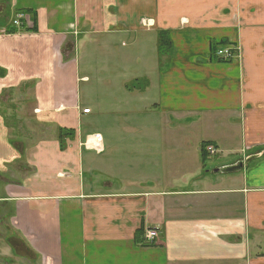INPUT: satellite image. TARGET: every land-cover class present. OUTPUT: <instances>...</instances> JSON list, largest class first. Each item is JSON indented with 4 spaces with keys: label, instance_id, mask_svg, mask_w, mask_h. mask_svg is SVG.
Masks as SVG:
<instances>
[{
    "label": "crops",
    "instance_id": "1",
    "mask_svg": "<svg viewBox=\"0 0 264 264\" xmlns=\"http://www.w3.org/2000/svg\"><path fill=\"white\" fill-rule=\"evenodd\" d=\"M115 32L133 35L144 62L156 61L142 65L149 77L142 67L122 73L132 77L123 85L138 84L119 116L166 117L169 145L187 131L197 161H173L190 164L179 176L107 171L119 143L97 128L101 103L83 98L77 77L80 48ZM160 32L170 41L165 53ZM223 42L239 46L232 61L212 51ZM70 47L75 56L63 58ZM112 48L108 40L102 49ZM118 59L125 69L126 54ZM0 74V103L4 85L21 94L33 83L31 117L54 134L12 141L0 109V264H264V0H0ZM59 129L73 132L63 148ZM237 139L246 151L232 164L243 162L239 173L199 175L202 143L227 149ZM146 228L158 237L143 246Z\"/></svg>",
    "mask_w": 264,
    "mask_h": 264
},
{
    "label": "rangeland",
    "instance_id": "2",
    "mask_svg": "<svg viewBox=\"0 0 264 264\" xmlns=\"http://www.w3.org/2000/svg\"><path fill=\"white\" fill-rule=\"evenodd\" d=\"M144 26L145 29L151 28V23ZM141 35L142 34H139V36L136 37L140 38L142 37ZM153 39L154 37H152L150 41L152 45ZM108 40H110L113 47L111 53L110 51L107 52L102 49L105 42ZM133 40V35L124 36L115 32L113 37L99 38V44L96 47L94 46L95 48L93 50L87 51L89 47L88 44L87 46L80 48V73L77 77V86L85 100H90L91 102H93L92 100H95L101 103V116L95 118L98 121L97 128L106 132L107 136L113 138L116 143H119L118 148L116 147L115 150L116 153H114L113 156L110 155V159L116 161V163H110V165L106 167L111 175L116 176L122 174L121 176L127 175L133 176L134 178L145 175L151 177V173L153 175L157 174L158 178L179 176L184 170H187L190 167V164L175 166L172 165L173 161H176L177 159H181L182 161H192L194 158H196L197 161V157L194 156L196 150L193 149L192 145L190 147L188 146L192 141L185 140L184 142L182 140L183 133H185L187 138H190L188 132L185 130L184 132L176 131L175 136L179 137V140L172 141L170 143L171 146L165 141L166 138H168L169 141L172 135L169 128H165L166 117L163 123H159L158 119L153 115L123 117L119 116L122 113L117 111L118 105L128 99L129 91H135L133 90L134 84H138V82L135 83L137 79H134L131 83L123 85L124 79H131L132 77L121 79L122 73L128 74L129 72H132L138 74V70L142 67L143 73L147 74L149 77V70L144 71V66H142L147 62H144L145 50L140 45L135 46ZM224 46L239 47L237 44L223 42L220 47ZM124 54H126L125 63L127 66L124 69L121 63L122 68H118V55L122 57ZM62 56L63 58H66V56L71 58L72 56H75V53H73V50L70 47L69 51L63 50ZM160 57L161 56L157 55L158 62ZM158 62L156 65L159 64ZM155 63L156 61L151 59L147 62V65L150 66ZM109 64L110 68H107V65ZM103 66L105 69H103ZM129 67L134 68V70L130 71ZM1 76L2 74H0V77ZM32 84L33 83L29 84L25 88L22 86L21 92L19 91L21 94L12 91V88L5 89L4 85V88L2 89V94L4 96H2L3 100L0 103V105H2L0 106V109L5 111L1 113L3 118L2 124L9 132L11 140L14 141V139L19 137H25V139H27V145H33L39 140L54 135L53 133H50L51 129L46 128L45 126L43 127V125L33 118L34 116L31 117L32 112L37 109L36 102L34 98H32L34 97L33 93L35 88ZM29 92H32V94ZM26 99L33 100L27 101ZM108 114H112V116H108ZM205 120L206 118L203 122L206 123ZM223 129H227V127H223L222 125L220 129L215 131V135H218ZM232 132L233 134L236 133L235 129H233ZM94 135L95 134H93V136ZM77 137L79 138V136ZM80 138L85 140L86 135L82 134L80 135ZM237 142L238 139L235 144L221 145V147H226L227 149L218 148L215 154L211 156L207 155L206 151H203V154H205V156H203L205 158V163H201L202 170L199 175H203L205 169H209L208 173H211L217 166L232 165L236 161L244 160L246 153L245 148L240 147V144H237ZM97 149L99 150V147H96V150ZM200 153L202 155V151H200ZM106 154L102 155V158H104ZM171 165L173 167H171ZM229 177L230 175H211L212 179L218 180H225ZM135 184L141 185L143 183L137 181ZM3 240L10 248L14 245V241L9 237H3ZM144 244L146 243L144 242ZM18 253H21V251L18 250Z\"/></svg>",
    "mask_w": 264,
    "mask_h": 264
},
{
    "label": "built area",
    "instance_id": "3",
    "mask_svg": "<svg viewBox=\"0 0 264 264\" xmlns=\"http://www.w3.org/2000/svg\"><path fill=\"white\" fill-rule=\"evenodd\" d=\"M21 16V15H20ZM21 22V18L19 17L18 20L13 22V25L15 27H18ZM147 23H145L146 25ZM239 55V48L237 47H232V46H224V47H219L215 50V56L217 59L221 61H232L235 57ZM90 110L89 109H84L82 110V114H89ZM94 140V144H98L101 142V136L99 134H95L92 138ZM216 152V149L212 146H209L206 148V153L207 155L211 156L214 155ZM158 237L157 230L153 228H146L143 230V239L144 242L146 243H151L155 241Z\"/></svg>",
    "mask_w": 264,
    "mask_h": 264
},
{
    "label": "trees",
    "instance_id": "4",
    "mask_svg": "<svg viewBox=\"0 0 264 264\" xmlns=\"http://www.w3.org/2000/svg\"><path fill=\"white\" fill-rule=\"evenodd\" d=\"M13 25V24H12ZM158 37H159V52L160 53H165L169 47H170V41H169V38H168V35L167 33L165 32H160L158 34ZM222 44H218V45H214L212 47V51L215 53V50L218 48V46L220 47ZM219 60V59H218ZM220 61V60H219ZM222 62V61H221ZM71 136H73V132L71 131H66V130H62V129H59L58 130V137H57V140L61 146V148H63L64 146V141L67 139V138H70ZM209 146H212L208 143H202L201 144V147H200V151H202V155H201V162L202 164L205 163V158L203 156H205V154H203V151H206V148L209 147ZM203 149V150H202ZM201 154V153H200ZM141 231H138L135 233V240L140 238L141 236ZM138 243V242H137ZM143 246H146L148 244H144L142 243Z\"/></svg>",
    "mask_w": 264,
    "mask_h": 264
},
{
    "label": "water",
    "instance_id": "5",
    "mask_svg": "<svg viewBox=\"0 0 264 264\" xmlns=\"http://www.w3.org/2000/svg\"><path fill=\"white\" fill-rule=\"evenodd\" d=\"M248 161H249V159H247L245 161V163H247ZM242 168H243V162L241 161V162H238L235 165L225 166V167H222V168L214 169L212 172L213 173H220V174H223V175H228V174L239 173L242 170Z\"/></svg>",
    "mask_w": 264,
    "mask_h": 264
}]
</instances>
